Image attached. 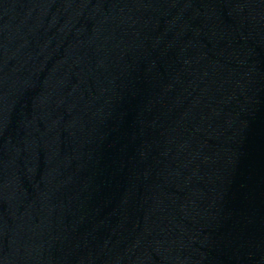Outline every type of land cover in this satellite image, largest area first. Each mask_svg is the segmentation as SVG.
Listing matches in <instances>:
<instances>
[{
  "label": "water",
  "instance_id": "1",
  "mask_svg": "<svg viewBox=\"0 0 264 264\" xmlns=\"http://www.w3.org/2000/svg\"><path fill=\"white\" fill-rule=\"evenodd\" d=\"M0 264H264V0H0Z\"/></svg>",
  "mask_w": 264,
  "mask_h": 264
}]
</instances>
